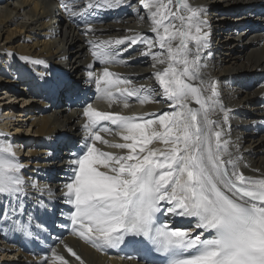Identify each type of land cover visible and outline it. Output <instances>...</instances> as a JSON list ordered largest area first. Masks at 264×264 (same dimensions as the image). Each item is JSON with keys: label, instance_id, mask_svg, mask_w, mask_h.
Listing matches in <instances>:
<instances>
[{"label": "snow or ice", "instance_id": "6c2138e0", "mask_svg": "<svg viewBox=\"0 0 264 264\" xmlns=\"http://www.w3.org/2000/svg\"><path fill=\"white\" fill-rule=\"evenodd\" d=\"M113 2L123 4V0ZM61 4L70 15L77 14L63 0ZM139 4L147 10L154 39L138 35L119 51L111 47L112 41L97 43L91 55L109 65L138 42L146 45L140 55L151 56L154 68L166 65L154 75L160 89L158 102L172 110L157 120L137 122L135 117L102 112L91 104L84 107L87 137L100 141L99 132L109 129L97 131V126L110 121L124 142H102L128 151L125 155L102 152L86 143V152L73 154L69 162L72 175L62 189L64 202L74 208L68 216L73 230L98 250L142 244L134 249L135 257H127L138 264H264V179L244 175L229 150V141L223 139V125L214 118L219 92L216 82L204 75L202 61L210 35L206 30L210 24L202 18L204 10L191 7L186 0H139ZM107 6L111 8L112 3ZM100 7L99 0L89 2L80 14ZM114 43L120 45L124 40ZM87 75L93 77L91 71ZM95 84L110 99L113 90L121 98H140L146 90L145 85L135 86L106 66ZM146 102H150L147 96L140 99L141 104ZM154 142L163 147H149ZM23 167L10 144L0 145V200L5 202L0 205V218L5 225L9 218L18 220L17 212H25L24 201L30 194H39V206L45 211V193L53 196L50 185L26 179ZM162 216L166 219L161 220ZM169 217L194 224L174 227ZM65 248L84 264L71 247ZM52 255L58 264H69L64 256Z\"/></svg>", "mask_w": 264, "mask_h": 264}, {"label": "bare ground", "instance_id": "6f19581e", "mask_svg": "<svg viewBox=\"0 0 264 264\" xmlns=\"http://www.w3.org/2000/svg\"><path fill=\"white\" fill-rule=\"evenodd\" d=\"M89 2L95 4L97 0H63V4L76 9L77 14L72 16L65 11L61 0H0V85L3 86L0 89V145L12 146L15 158L24 165L22 174L26 179L50 185L53 191L51 198L47 193L44 195L47 211L39 206V194L32 193L24 201L25 212L15 214L18 220L9 218L5 225L0 218V258L6 260L0 264H58L53 252L64 256L69 264H80L67 253L66 245L84 264H138L108 252L109 247L98 250L85 243L74 227L55 244L46 240L48 235L53 236L58 231L57 225L68 208L62 189L72 175L71 147L86 152L87 143L102 152L125 155L128 151L102 142H124L116 135L119 129L110 121L98 124L97 131L109 129L99 132L100 141L88 138L83 127L86 123L84 107L91 104L102 112L135 117L137 122L157 120L161 114L172 110L167 103L158 102L160 89L154 75L166 65L154 68L151 56H141L140 52L147 50L146 45L138 42L118 56L116 63L109 65L100 64L91 55L97 43L112 41L111 47L119 51L128 48L129 40L138 35L154 39L151 22L146 18L147 10L139 0H123L121 5L113 0H99L100 8L81 15L80 10ZM186 2L193 8L203 9L202 18L210 24L206 29L210 33L209 48L202 62L206 65L205 79L217 84L219 97L214 118L223 125V139L229 141V150L246 177L264 179V0ZM108 3H112L111 8ZM244 24H249L254 32L242 28ZM229 26L222 43L219 35ZM116 39L124 43L116 45ZM89 64H93V68L89 69ZM105 66L116 76L132 80L135 86L145 85V92L140 98H121L113 90L110 99L103 88L98 89L95 84V78L102 74ZM89 71L93 73L92 78L87 75ZM252 84L254 87L247 92L246 85L249 88ZM63 87L67 91L64 101ZM146 96L150 102L141 104L140 99ZM17 99L22 103H17ZM125 102L128 107H124ZM192 106L198 107L194 103ZM16 118H19V126L15 128L26 122L34 136L22 139L14 131L9 133L12 122L18 121ZM153 127L158 128V125ZM24 143L29 145L26 156L21 159L20 146ZM149 147L163 145L154 142ZM4 203L0 200V205ZM167 219L174 227L190 228L194 224L187 219Z\"/></svg>", "mask_w": 264, "mask_h": 264}, {"label": "rangeland", "instance_id": "374dc122", "mask_svg": "<svg viewBox=\"0 0 264 264\" xmlns=\"http://www.w3.org/2000/svg\"><path fill=\"white\" fill-rule=\"evenodd\" d=\"M243 6H241V8H242ZM231 28L230 26L229 27H225V28H223V31L220 33V35H219V37H220V41L223 43L224 41H225V39L227 38V37H225V35L227 36V34H226V32H228L229 31V29ZM242 28H248V31L250 32V33H253L254 32V29H251L250 28V26H249V24H244L243 26H242ZM249 32H248V35H249ZM231 39H233V38H231ZM230 39V40H231ZM253 48H254V46H252ZM69 57H71V56H69ZM68 57V58H69ZM1 84V83H0ZM1 87H0V89L1 88H3V86L2 85H0ZM252 86L254 87V84H252L249 88H247L248 86L246 85V91L248 92V91H250L251 90V88H252ZM68 90V89H67ZM70 90V89H69ZM61 91H63L64 93H65V95L62 97V100L64 101V99H65V97L67 96V91H66V88L65 87H63V88H61ZM37 102H35V103H31L30 105H34V104H36ZM19 104H20V102H19ZM29 105V106H30ZM23 109L24 108H26V106H24V107H22ZM19 109V108H18ZM15 119V118H14ZM19 118H16V120H18ZM19 122V120L18 121H13L12 122V125L9 127V129H8V132L9 133H12L13 131L14 132H16V133H18L17 135H20V138H22V139H27V138H30V137H32V136H34V134H32V131H31V127H28L27 126V123L26 122H24V121H22V122H24V123H20V124H22V127H20V128H15V127H17V126H19L18 123ZM24 124H26V125H24ZM12 127V128H11ZM15 129H16V131H15ZM12 131V132H11ZM28 145H29V143H24V144H22V146H20V148L22 149V153L20 152L19 153V156H20V158L22 159V158H24V156H26V152H27V150H28ZM61 151H63V149H61L60 150V152ZM28 156V155H27ZM1 257V256H0ZM0 262H6V260L5 259H2V258H0Z\"/></svg>", "mask_w": 264, "mask_h": 264}]
</instances>
